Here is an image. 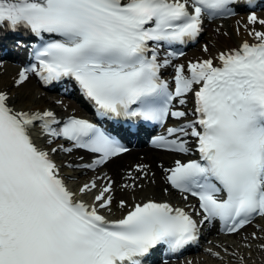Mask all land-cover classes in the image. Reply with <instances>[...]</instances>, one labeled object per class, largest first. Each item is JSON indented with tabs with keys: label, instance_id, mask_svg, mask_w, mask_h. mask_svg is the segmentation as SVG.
<instances>
[{
	"label": "snow or ice",
	"instance_id": "obj_1",
	"mask_svg": "<svg viewBox=\"0 0 264 264\" xmlns=\"http://www.w3.org/2000/svg\"><path fill=\"white\" fill-rule=\"evenodd\" d=\"M241 2L254 9L258 0H0V31L24 30L41 40L33 46L35 62L14 78L15 88L32 76L45 87L67 78L100 117L159 125L169 117L185 120L152 143L199 154L164 168L166 182L185 201L196 198L198 207L187 205L190 212L151 198L129 206L120 199L122 214L110 219L104 213H112L115 181L97 175L73 190L52 154L85 150L96 158L67 167L95 171L128 149L87 119L62 120L47 107L18 108L11 90L0 87V264H143L158 246L175 253L197 242L206 222L219 221L228 234L239 235L264 219V18L255 11L247 16L243 29L252 42L174 65V90L161 70L177 53L159 55L164 45L197 39L206 19L234 15ZM189 95L192 109L175 108ZM148 167L136 165L143 177L130 171L132 183L120 188H142L138 181ZM89 196L91 203L82 198ZM256 227L264 233V226ZM259 248L264 251V243ZM206 251L223 259L219 251ZM238 259L245 264V257Z\"/></svg>",
	"mask_w": 264,
	"mask_h": 264
},
{
	"label": "bare ground",
	"instance_id": "obj_2",
	"mask_svg": "<svg viewBox=\"0 0 264 264\" xmlns=\"http://www.w3.org/2000/svg\"><path fill=\"white\" fill-rule=\"evenodd\" d=\"M251 13V12H250ZM249 12L235 17L231 18L229 20L225 21H213V22H208L204 25V35L203 39L204 42H201L196 45V47L190 51L187 55L186 61H182L183 64L187 65L188 62L192 61L195 62L196 60H202V59H208V58H215L216 56L219 55L221 51H226L227 49L230 48H235L238 47L239 44L244 40L248 39L250 42L251 38L248 37L247 32L244 31L243 26L247 24V16L250 14ZM258 16L261 18H264V12H259L256 13ZM237 29H240L239 32H237ZM259 29V26H258ZM227 34V35H225ZM207 47L208 51L205 52L204 48ZM214 62H218L215 61ZM4 71L3 69H0V87L10 89L13 95L16 98V106L18 108H28V107H47L51 108L54 112H56L57 116H67L69 114H72L69 110L70 108L67 107H61L57 104H55L53 101L50 99L46 98L45 96L40 94L39 90H35L34 87L31 85L30 81H28L22 88H14L12 85V82L14 78L16 77L17 73L15 71L7 72ZM21 89L25 90V93L21 95ZM35 135V134H34ZM39 143V141H37ZM60 144V142L58 141ZM56 146V145H53ZM74 154H79V155H84L85 153L82 151H76L73 152ZM87 155V154H85ZM73 156L68 155L66 157L67 162H71ZM182 156L175 154V153H170V152H164V151H159V150H154L151 148H146L140 151L133 150L131 152L126 153V155L120 156L118 158H114L112 162H109L106 164L105 169L109 170L111 173V177L114 178L115 185L114 189L116 192H114V204H113V209H112V214L105 213L106 215L109 216L110 219L112 218H118L122 213L121 210L116 206L118 201L120 199H125L129 206H131L134 202L137 200H145L153 197H149V195H155L157 199L162 200V199H170L171 197H175L178 194L175 193L174 191L167 192L166 194L162 191L164 188H167L164 176V168L166 167H172L174 165V162L176 159H180ZM124 158V159H123ZM123 159V160H121ZM61 164L64 163V161H60ZM139 164H146L149 167L145 170L147 172V176L140 179L138 181L139 184H142L143 187L140 189H137L135 191L133 190H122L120 188L121 184L124 183H132V180L127 178V174L125 173V169L132 168V175L137 176L140 175L143 177V173H136L135 172V167L136 165ZM161 165L163 167H161ZM103 169V170H105ZM86 170H81V169H73L72 175L79 177L80 174L85 172ZM109 171L107 173H109ZM64 176L67 178L69 177L68 174L65 173V171L62 172ZM92 174V173H90ZM87 182L88 179L85 178ZM115 186H118L115 188ZM73 190V186H70ZM185 202H189L188 200ZM126 211V210H125ZM257 225L264 226V221H256L254 225H249L248 231L249 234H246L245 237H249L247 241H245L241 235V232L239 235H232V236H222V235H217L216 239L209 237V240H211L210 244L207 245L208 247H201L202 250L212 248L213 251H216V244L218 243L219 246L222 249H228V253L223 254L221 253L222 257H225L227 260V264H233L230 262L231 259H238V256L240 254H244V256L250 252L251 255H253L255 252L254 251H248L247 248L245 247L246 244L250 243L252 247L257 244H253L252 242L255 240H251V233L254 231L257 232V235L264 236V233L259 232L258 228L256 227ZM248 227V226H247ZM246 232V231H244ZM210 234H214V232H210ZM209 234V235H210ZM207 234L205 237H203L204 241L207 239ZM228 237H232L233 239L239 238V241H232L228 239ZM244 240H242V239ZM208 240H206L207 242ZM242 241V242H241ZM259 245L261 243H264V240H258ZM209 242V241H208ZM258 243V242H257ZM258 246V245H257ZM218 249V248H217ZM235 252L237 253L236 256H232L229 253ZM258 253V252H257ZM206 254H194L191 256H188L187 260L191 259L192 264H199L203 263L204 258ZM257 255V254H256ZM210 258H207L206 260L209 261ZM184 261V263L179 260L177 264H188V262ZM225 261H222L220 264H224ZM245 264H251L250 262H247ZM257 264H264V260L257 262Z\"/></svg>",
	"mask_w": 264,
	"mask_h": 264
},
{
	"label": "rangeland",
	"instance_id": "obj_3",
	"mask_svg": "<svg viewBox=\"0 0 264 264\" xmlns=\"http://www.w3.org/2000/svg\"><path fill=\"white\" fill-rule=\"evenodd\" d=\"M7 71V70H6ZM4 73H7V72H4ZM21 95H23L25 93V90L24 89H21ZM124 159V158H123ZM121 159V160H123ZM73 171V170H72ZM72 171L70 170H66L65 173L66 174H71L72 175ZM107 171H109L107 169ZM110 173V171H109ZM83 178H87V176H83ZM79 184V183H76V185ZM76 187V186H75ZM112 214V213H111ZM244 234L241 233L242 236L246 235V234H249V231L247 230L246 232H243ZM228 239H230L231 241H238L239 238L237 239H233L232 237H229ZM258 242V243H257ZM253 244H257L255 245V248L254 246L251 247V248H248V251H254L255 253L253 255H251L250 252L247 253V255L244 256V254H240L239 256H243L245 257V263L246 262H250L252 264H257V262H260L262 260H264V251L260 250L259 248V241L258 240H255L252 242ZM219 250H221L219 247H217ZM222 251V250H221ZM224 252V251H223ZM258 252V253H257ZM208 254V252H207ZM257 254V255H256ZM206 258H204V263H201V264H220L222 261H224L225 259H217L211 255H205ZM207 258H210L209 261H206ZM232 262H234L235 264H240V261L238 260V262L234 259L231 260ZM226 263V261L224 262V264Z\"/></svg>",
	"mask_w": 264,
	"mask_h": 264
}]
</instances>
